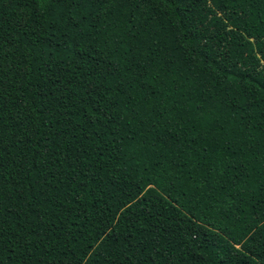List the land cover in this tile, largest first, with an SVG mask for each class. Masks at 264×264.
<instances>
[{
  "label": "trees",
  "instance_id": "1",
  "mask_svg": "<svg viewBox=\"0 0 264 264\" xmlns=\"http://www.w3.org/2000/svg\"><path fill=\"white\" fill-rule=\"evenodd\" d=\"M0 264H264V0H0Z\"/></svg>",
  "mask_w": 264,
  "mask_h": 264
}]
</instances>
